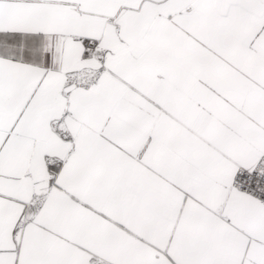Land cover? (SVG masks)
<instances>
[{
  "label": "snow or ice",
  "instance_id": "obj_1",
  "mask_svg": "<svg viewBox=\"0 0 264 264\" xmlns=\"http://www.w3.org/2000/svg\"><path fill=\"white\" fill-rule=\"evenodd\" d=\"M0 264H264V0H0Z\"/></svg>",
  "mask_w": 264,
  "mask_h": 264
}]
</instances>
